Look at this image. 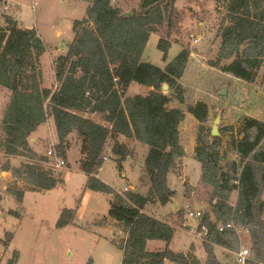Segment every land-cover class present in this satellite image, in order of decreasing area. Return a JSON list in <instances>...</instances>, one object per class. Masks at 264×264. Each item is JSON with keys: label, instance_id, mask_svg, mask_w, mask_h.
Wrapping results in <instances>:
<instances>
[{"label": "trees", "instance_id": "16d2710c", "mask_svg": "<svg viewBox=\"0 0 264 264\" xmlns=\"http://www.w3.org/2000/svg\"><path fill=\"white\" fill-rule=\"evenodd\" d=\"M83 1L89 4L86 17L75 21V38L67 55L58 60L56 91L42 87L40 58L46 52L44 41L35 29H21L6 17L8 29L0 31V87L8 89L11 97L0 126V146L8 157L4 171H12L16 179H23L36 192L53 190L64 181L63 175L55 177V169L42 167L49 161L47 155L38 160L30 145L33 133L52 119L58 154L67 159L68 138L77 133L82 140L80 167L88 176L86 188L114 195L108 218L127 231V240L116 244L123 252L124 264H223L214 246L238 252L239 231L249 233L255 264H264V122L252 117L243 118L244 130L233 143L237 159L229 170L220 165L222 137H212L208 145L203 139L205 128L201 127L197 139L195 158L201 163V181L211 188V212L200 220V226L205 224L209 229L202 240L205 261L169 247L155 252L147 250V243L152 240L169 245L176 232L168 222L147 214L146 208L152 203L165 206L175 197V191L168 186V174L185 156L180 127L186 113L179 106L186 104V90L180 80L191 55L183 50L165 68L142 58L151 35L159 34V28L163 27L158 48L167 59L171 38L180 31L173 22L178 16L175 5L179 0H141L140 8L133 10L131 16L126 15L130 11L124 10L120 0ZM226 13L221 24L219 53L220 61L226 63L220 70L254 83L264 66V0H228ZM134 83L151 90L146 95L127 96ZM164 85L168 86L167 94L163 92ZM175 102L178 107L173 106ZM187 111L202 125L209 120L210 108L204 102L188 105ZM94 113L97 115L92 118ZM132 139L150 149L143 167L150 182L147 195L134 191L116 194L97 177L108 149L122 169V162L132 158L133 149L127 143ZM20 156L29 162L13 169L11 158ZM245 166L243 206L235 215L230 199L239 189L238 170ZM12 194L22 201L25 192ZM75 217V210H65L57 228L69 226ZM231 223L234 228L220 231V227ZM7 236L3 241L6 249L13 234ZM16 257L8 264H16ZM229 264L238 263L233 257Z\"/></svg>", "mask_w": 264, "mask_h": 264}, {"label": "rangeland", "instance_id": "374dc122", "mask_svg": "<svg viewBox=\"0 0 264 264\" xmlns=\"http://www.w3.org/2000/svg\"><path fill=\"white\" fill-rule=\"evenodd\" d=\"M120 1L125 11L133 12L140 8L141 0ZM225 1L179 0L175 5L178 16L174 17L173 22L180 31L171 38L172 46L167 59H164V53L158 48L165 30L163 27L159 28V34L151 35L142 58L144 62L165 68L183 50H188L191 55L185 75L180 80L186 90V104L182 106L186 118L180 127L185 156L178 160L173 171L168 174V186L175 191L174 200L179 206L174 209L171 202L166 206L152 203L147 206L146 213L169 222L180 230L175 232L170 249L184 252V249L195 244L190 249L191 252L186 253H191L202 261L207 255L204 243L198 237V221L189 218L184 210L189 204L193 209L211 212V188L202 184L201 163L195 158L201 127L205 128L203 139L208 145L211 144L215 120L221 112L219 137H222L220 150L223 160L220 165L229 170L230 164L237 159L233 143L240 139V133L244 130L241 126L243 118L252 117L264 122V66L254 83L233 78L220 70L226 63L219 59L221 24L227 14L228 0ZM88 6L82 0H0V31L8 29L6 17H9L21 29H35L44 41L46 52L41 56V67L45 72L42 82L44 88L58 90L56 60L58 63L62 56L67 55L74 39V23L86 17ZM4 90L6 89L0 88V126L7 108ZM149 91L134 83L127 91V96L146 95ZM222 91L225 92L221 94ZM163 92L167 94L169 89ZM198 102H204L210 108L209 120L204 125L187 111L188 105ZM177 105L175 102L173 106ZM50 127L43 125L40 131H45L39 137L35 136L37 140L34 147L38 160L45 157L51 147L50 136L55 133H50ZM76 134L72 136L73 142L77 140ZM145 148L148 149L146 146ZM134 151L131 160L122 162V169L112 157L111 150L107 151L108 158L104 161L99 178L116 194L125 186L132 187L134 192L143 195H147L150 189V182L142 172L145 152L142 148L139 149V154ZM80 158V147L74 145L70 149L66 167L53 170L55 177L63 175L64 181L53 190L36 192L31 191V186L23 179H16L12 171L9 175L3 174L8 157L0 146V264H8L16 256V264H89L91 261L92 264H124L123 252L116 244L127 240V231L112 220L108 223L112 195L89 190L90 196L84 200L88 176L80 168ZM25 162L29 160L22 156L16 157L11 162V167L20 168ZM42 167L52 169L46 163ZM246 171V166L238 170L239 189L233 192L230 199L235 207V215L242 210ZM14 191L25 192L22 201L12 194ZM262 199L264 201V191ZM65 210H76L77 218L69 226L58 229L57 223ZM262 217L264 219V211ZM184 225H193L191 234ZM239 232L241 239L238 252L243 247H251L249 233ZM8 234H13V239L6 249L3 241L8 239ZM162 245H165L162 241H151L147 250L155 252ZM216 247L219 246H214V249ZM215 254L220 262L229 264L235 253L221 247L216 248Z\"/></svg>", "mask_w": 264, "mask_h": 264}, {"label": "crops", "instance_id": "0c3cea01", "mask_svg": "<svg viewBox=\"0 0 264 264\" xmlns=\"http://www.w3.org/2000/svg\"><path fill=\"white\" fill-rule=\"evenodd\" d=\"M83 1V0H82ZM39 35V34H38ZM57 35L59 36L60 35V33H57ZM41 38V37H40ZM74 38H75V34H74ZM74 40V39H73ZM68 52V51H67ZM42 58H40V68H41V70H42V72H43V80H44V74H45V72H44V70H43V68L41 67L42 66ZM56 65H57V60H56ZM234 78V77H233ZM56 80V79H55ZM133 85V84H132ZM131 85V86H132ZM42 87L44 88V84L42 85ZM0 88H2L3 89V87H0ZM45 88H47V87H45ZM131 88V87H130ZM130 88H129V90H130ZM147 88V87H146ZM4 89H6V88H4ZM149 90H151L150 88H148ZM8 89H6V90H4V92L6 93V100H5V107H7L8 106V104H9V102H10V97H11V92L8 90ZM136 95H138V94H136ZM142 95H144V94H142ZM130 96V95H129ZM174 107H178V105L177 106H174ZM180 108H183L182 106H179ZM44 126H51L50 127V133L52 134V132H54L55 134H53V135H51L50 136V141H51V144L52 143H54V144H58V138H57V135H56V128H55V125H54V121L52 120V119H50L46 124H44ZM43 127V125L42 126H40L39 128H38V130L35 132V133H33V135L31 136V140H30V145H31V148L33 149V151L35 152V153H37L36 151H35V147H34V143L36 142V137L35 136H38L39 137V134H41L42 132H44V131H40V129ZM53 131H52V130ZM73 134H75V133H73ZM73 134H71V136H69V138H68V143H67V159H66V162H67V164H68V157H69V152H70V149L74 146V145H76V146H79L80 147V152H81V147H82V140H81V138L79 137V136H77V140H76V142H73L72 141V136H74ZM77 135V134H76ZM37 137V138H38ZM123 139V138H122ZM123 141H125L124 139H123ZM127 143H129V145H131V148L133 149V150H135L134 152L136 153V154H139L140 152H139V149L140 148H142L143 149V151L145 152L144 153V161H145V159H146V156H147V154L149 153V147L148 146H146V145H144V144H142V143H139V142H137V141H135V140H128L127 141ZM145 146L146 147H148V149H146L145 148ZM107 157V156H106ZM108 158V157H107ZM16 159V157L15 158H11V162H13L14 160ZM26 159V158H25ZM81 159H82V154H81V158H80V162H81ZM128 160H131V158H128ZM123 167V166H122ZM143 167H144V164L142 165V172H143ZM81 168V167H80ZM102 169V168H101ZM100 169V170H101ZM9 173L10 172H5V173H3V174H6V175H9ZM99 173H100V171H99ZM99 173H98V175H97V177L99 178ZM100 179V178H99ZM101 181H103L102 179H100ZM5 189V188H4ZM130 191H133V188L132 187H130ZM91 191V190H90ZM89 191V189H87L86 188V190H85V192H84V194H85V198H84V200L85 199H87L89 196H90V192ZM92 192H94V191H92ZM110 195H112V194H110ZM113 198H114V195H112V198H111V200H110V202L113 200ZM109 202V203H110ZM171 203H173V206H174V202L173 201H171ZM169 204V203H168ZM178 204V203H177ZM160 206H163V205H160ZM166 206V205H165ZM178 206H179V204H178ZM159 207V206H158ZM174 209H175V207H174ZM76 211V210H75ZM77 218V211H76V217H75V219ZM106 219H107V217H106ZM109 220H111V219H108V223H109ZM113 221V220H112ZM113 222H115V221H113ZM165 222V221H164ZM74 223V222H73ZM116 224H118L117 222H115ZM169 223V222H168ZM170 224V223H169ZM188 225H184V227L186 228V230H187V232L189 233V234H191V230L193 229H189L188 227H187ZM193 226V225H192ZM177 229V228H176ZM179 229H177L176 231H178ZM180 231V230H179ZM186 232V233H187ZM185 233V234H186ZM240 239H241V234H240ZM174 240V239H173ZM172 240V241H173ZM152 241H157V240H152ZM149 242H151V241H148V243H147V246H148V244H149ZM163 242V241H162ZM165 243V242H164ZM193 245H195V244H192V245H190L188 248H186V249H184V252L183 251H179V252H183V253H186V252H191V248H193ZM166 247H169L170 248V244L169 245H167V243H165V245L163 246H161L160 248H159V250H156V251H161V250H163V249H165ZM216 248H221V247H216ZM216 248H215V250H216ZM148 251H150L149 249H148ZM204 259V261H205V259H206V257L205 258H203ZM202 261V260H201ZM203 261V262H204ZM255 262V261H254Z\"/></svg>", "mask_w": 264, "mask_h": 264}, {"label": "built area", "instance_id": "2783aa9c", "mask_svg": "<svg viewBox=\"0 0 264 264\" xmlns=\"http://www.w3.org/2000/svg\"><path fill=\"white\" fill-rule=\"evenodd\" d=\"M117 80V79H115ZM87 96L90 97V93H87ZM96 113H94L91 117L94 118L96 117ZM57 144L52 143L50 149L47 152V157L49 159V161L46 163L49 167L57 170V169H64L67 165V162L64 158H62L57 151L56 148ZM105 160H107V157L104 158ZM131 189L129 186H125L124 189H122L121 191H118L119 195H123L127 192H129ZM184 210L187 214V216L193 220L198 221V224L200 226V220L203 218L204 216V212L198 209H193L191 208V206L188 204L184 207ZM200 231L198 234V237L201 240H204V238L208 235L209 229L208 226L203 224L200 226ZM225 228H234V224L231 223L227 226H222L220 227V231H223ZM234 259L238 264H250L252 262V257H251V250L250 248H246L243 247L242 250L238 253L234 254Z\"/></svg>", "mask_w": 264, "mask_h": 264}, {"label": "water", "instance_id": "95a60500", "mask_svg": "<svg viewBox=\"0 0 264 264\" xmlns=\"http://www.w3.org/2000/svg\"><path fill=\"white\" fill-rule=\"evenodd\" d=\"M126 15L127 16H131V12H128ZM163 90H168V86L167 85H164ZM224 92L225 91H222L221 94H223ZM220 123H221V112L219 113V115L217 116V118L215 120V126L213 127V130H212L213 137H219V135H220V132H219V124ZM172 201L175 203L174 204V207L177 209L178 208L177 202L174 199H172ZM187 227L189 229H192L193 228L192 225H188Z\"/></svg>", "mask_w": 264, "mask_h": 264}]
</instances>
